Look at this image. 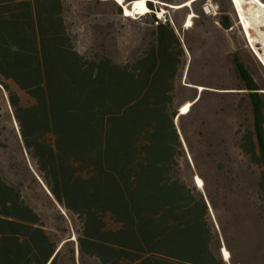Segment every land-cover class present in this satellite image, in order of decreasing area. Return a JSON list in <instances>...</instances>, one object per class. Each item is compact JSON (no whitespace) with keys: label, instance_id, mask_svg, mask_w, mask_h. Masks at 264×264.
<instances>
[{"label":"trees","instance_id":"obj_1","mask_svg":"<svg viewBox=\"0 0 264 264\" xmlns=\"http://www.w3.org/2000/svg\"><path fill=\"white\" fill-rule=\"evenodd\" d=\"M65 10L63 0H0V85L43 187L80 221L77 247L61 246L0 175V264H224L214 248L212 197L181 176L175 121L185 115L176 110V87L185 42L169 20L155 18L140 56L125 64L85 56ZM219 23L232 28L228 17ZM233 62L251 101L249 154L263 167L264 192V99ZM9 83L33 103L22 105Z\"/></svg>","mask_w":264,"mask_h":264},{"label":"rangeland","instance_id":"obj_2","mask_svg":"<svg viewBox=\"0 0 264 264\" xmlns=\"http://www.w3.org/2000/svg\"><path fill=\"white\" fill-rule=\"evenodd\" d=\"M188 1H191L188 7H173ZM63 2L66 25L77 51L90 57L106 55L118 64H125L144 52L153 39L155 18L172 23L185 42V63L176 87L178 114L181 106L192 103L190 113L175 121L184 147V157L179 160L181 176L195 187L194 179L200 177L204 188H196L212 197L214 248L221 261L264 264V192L260 189L263 167L249 154L250 138L255 136L251 101L233 59L237 57L244 65L263 99L264 64L248 43L232 2L148 0L154 11L129 18L115 0ZM124 3L131 2L124 0ZM253 3L254 0H243L246 17L252 25V43L264 56V23L256 22L258 6ZM189 14L193 15L192 26L185 29ZM227 17L232 23L228 31L219 23ZM185 83L205 90L187 87ZM9 86L22 105L33 103L13 83ZM198 95L200 101L194 103ZM0 175L21 191L49 233L60 243L71 241L77 247L80 221L62 208L38 179L37 168L23 145L9 93L1 85ZM222 247L232 255L230 263L224 261Z\"/></svg>","mask_w":264,"mask_h":264},{"label":"bare ground","instance_id":"obj_3","mask_svg":"<svg viewBox=\"0 0 264 264\" xmlns=\"http://www.w3.org/2000/svg\"><path fill=\"white\" fill-rule=\"evenodd\" d=\"M115 1L118 5H120L124 8V12H125L124 16L130 17V16H134L136 14H145V13L150 12V10L147 7V1L148 0H143V3H141L140 0H135L133 2V8L132 9H128V7L124 4V0H120L119 3L117 2V0H115ZM190 2L191 1H188V2L184 3L183 5L173 6V7H175V9L182 8V7H188L190 5ZM231 2H232V5L234 6L236 13L238 14V19L240 20V25L242 26L243 32L245 34V37L248 40V43L252 47L256 56L264 64L263 60L260 58V56L258 54L257 48L254 47V45L252 43V39H253L252 35H251L252 25H251V21L246 17V12H245V8H244L243 0H231ZM254 2L255 3H253V4H257V6H258L257 12L254 15V18L256 19V22L258 24H262V23H264V20L260 21V16H262V15L264 16V2H262L261 0H254ZM192 17H193V15L189 16V18L187 20L186 28L191 26ZM198 89L200 91L204 90L203 87H198ZM191 105H192V103H186L183 106H181L180 115L188 114V112L190 111ZM195 184H196L197 188H199V189L204 188L203 180L198 176L195 177ZM221 254L223 256L224 261L227 263H230L231 254L225 247H223Z\"/></svg>","mask_w":264,"mask_h":264},{"label":"water","instance_id":"obj_4","mask_svg":"<svg viewBox=\"0 0 264 264\" xmlns=\"http://www.w3.org/2000/svg\"><path fill=\"white\" fill-rule=\"evenodd\" d=\"M127 7H128V9H132L133 8V2H131L129 5H126ZM122 7V6H121ZM123 8V7H122ZM124 9V8H123ZM186 76H187V73H186V75H185V80H186ZM185 86H187V87H194V88H197L196 86H193V85H190V84H186L185 83ZM200 99V95H198L196 98H195V100L193 101L194 103L195 102H197L198 100ZM177 120V119H176ZM39 180H40V178H38ZM40 182H41V180H40ZM42 183V182H41ZM43 184V183H42ZM45 187V186H44ZM45 189L47 190V192H48V194L51 196V197H53L52 196V194L50 193V191L45 187ZM54 199V198H53ZM208 205H209V203H208ZM67 242V241H66ZM63 243H65V242H63ZM63 243L61 244V246L63 245ZM60 246V247H61Z\"/></svg>","mask_w":264,"mask_h":264},{"label":"snow or ice","instance_id":"obj_5","mask_svg":"<svg viewBox=\"0 0 264 264\" xmlns=\"http://www.w3.org/2000/svg\"><path fill=\"white\" fill-rule=\"evenodd\" d=\"M117 2L119 3V2H120V0H117ZM140 2H141V3H143V0H140Z\"/></svg>","mask_w":264,"mask_h":264},{"label":"flooded vegetation","instance_id":"obj_6","mask_svg":"<svg viewBox=\"0 0 264 264\" xmlns=\"http://www.w3.org/2000/svg\"><path fill=\"white\" fill-rule=\"evenodd\" d=\"M243 82V81H242ZM243 85H244V87L246 86V84L243 82ZM259 92V91H258Z\"/></svg>","mask_w":264,"mask_h":264}]
</instances>
